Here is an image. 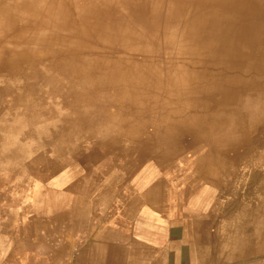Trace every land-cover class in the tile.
I'll use <instances>...</instances> for the list:
<instances>
[{
    "label": "rangeland",
    "instance_id": "obj_1",
    "mask_svg": "<svg viewBox=\"0 0 264 264\" xmlns=\"http://www.w3.org/2000/svg\"><path fill=\"white\" fill-rule=\"evenodd\" d=\"M66 30L57 33L65 36ZM38 32L41 37L23 31L0 34V46L10 53L0 55V264L5 256L7 264H36L41 254L46 264V251L60 252L68 237L62 228L67 218L70 252H75L76 231L81 240L90 234L91 241L98 227L117 214V205L120 209L129 200L137 182L164 177L196 179L212 189L213 248L205 264H264V90L234 80L222 103L205 98V105L201 99L194 103L184 100L193 88L169 89L143 81L146 73L136 79L116 72L126 67V58L109 55L111 42L94 41L83 51H107L103 55L112 64L122 60L111 64L113 81L89 70L97 54L68 59L60 54L65 37H50L48 27ZM163 34L161 28L154 53L166 44ZM35 38L45 42L36 44ZM261 44L253 50L258 55L264 52L263 39ZM247 65L264 68L258 58ZM213 82L208 76L199 83L201 94L209 95Z\"/></svg>",
    "mask_w": 264,
    "mask_h": 264
},
{
    "label": "bare ground",
    "instance_id": "obj_2",
    "mask_svg": "<svg viewBox=\"0 0 264 264\" xmlns=\"http://www.w3.org/2000/svg\"><path fill=\"white\" fill-rule=\"evenodd\" d=\"M61 8H64L63 12H61ZM73 12L77 16L75 21L71 17ZM43 27L52 29L50 37H65L60 39L62 51L59 52L67 58L79 55L86 56V53H92L93 56L97 54L92 60L90 68H88L98 75L107 77L109 81L114 79L111 66L114 67L115 63H122V60H118L112 64L111 60L113 59L103 55L112 49L113 52L112 54L108 52L109 55L126 58L123 59L126 67L114 68L116 72L122 70L136 79H141L139 74L146 73L143 81L166 84L169 89L176 86L184 89L188 87V90L193 88L187 98L185 97L186 94L183 98L185 97L184 100L188 99L194 103L198 102L197 99H201L199 103L205 105V102H202L203 98L208 101L212 99L214 103H222L225 92L230 89L229 85L234 83V80H242V83L248 88H254L257 91L264 90V85H262V83L264 84L263 66L257 65L255 68H250L247 65L249 60L253 58H258L260 62L264 63V52H259L258 55L257 52L253 51L255 48L263 46L261 39L264 40V0L0 1V34H5V32L21 34L23 31L26 33L34 32L35 35L32 37H41L37 32ZM62 28L68 29L65 31V36L57 33ZM161 28L164 30L162 37H164L166 44L160 42L164 46L154 53L152 51L153 46L157 42L156 37H159L157 33ZM75 37H78V40H74ZM177 37L178 39L179 37L186 38L182 42H178ZM33 41L39 45L45 42L43 38H35ZM94 41L101 44L111 42V44L108 46V50L103 53H95L93 49L89 50L88 48H85L86 51L84 52L83 48L85 46L91 47ZM185 46L187 48L188 46L196 47V50L184 49L177 52L179 47L183 49ZM175 47L178 48L175 49ZM237 47L248 50L237 52ZM128 49L131 50L128 51ZM0 55H10V53L0 46ZM239 60L243 63L242 65ZM156 61L163 65L154 66L150 64L151 62L156 63ZM179 61L185 62L184 65L186 66H179ZM235 63L238 66H233ZM80 65L77 64L78 67ZM219 70L224 74L218 75ZM208 76H213L215 82L208 87L211 88L209 95H206L207 93L201 94L198 89L201 86L197 85L205 82ZM220 83L223 84L220 85ZM138 84H142L141 81ZM170 103L171 101L169 106ZM82 107L84 106L82 105Z\"/></svg>",
    "mask_w": 264,
    "mask_h": 264
},
{
    "label": "crops",
    "instance_id": "obj_3",
    "mask_svg": "<svg viewBox=\"0 0 264 264\" xmlns=\"http://www.w3.org/2000/svg\"><path fill=\"white\" fill-rule=\"evenodd\" d=\"M205 184L166 177L137 182L129 200L120 209L117 205V214L98 227L91 241L89 233L81 240L76 231L73 253L70 220L65 219L62 228L68 229V237L60 252L46 251V264L50 258L52 264H205L213 248L209 214L215 205ZM41 256L36 264L43 262ZM6 258L1 264H7Z\"/></svg>",
    "mask_w": 264,
    "mask_h": 264
}]
</instances>
